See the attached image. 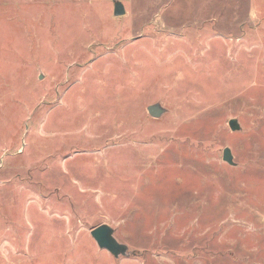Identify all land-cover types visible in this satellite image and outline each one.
Listing matches in <instances>:
<instances>
[{
  "label": "rangeland",
  "instance_id": "1",
  "mask_svg": "<svg viewBox=\"0 0 264 264\" xmlns=\"http://www.w3.org/2000/svg\"><path fill=\"white\" fill-rule=\"evenodd\" d=\"M0 264H264V0H0Z\"/></svg>",
  "mask_w": 264,
  "mask_h": 264
},
{
  "label": "water",
  "instance_id": "2",
  "mask_svg": "<svg viewBox=\"0 0 264 264\" xmlns=\"http://www.w3.org/2000/svg\"><path fill=\"white\" fill-rule=\"evenodd\" d=\"M113 14L116 17L125 14L124 6L119 1L113 2ZM146 111L151 118L159 119L166 113V109L160 103H154L147 106ZM231 131L236 132L240 126L236 119H231L228 122ZM222 160L227 164L234 166L233 156L229 148H224L222 151ZM90 235L95 241L99 249L107 251L114 258L121 256H129L128 246L120 243L114 237V230L107 224H101L90 231Z\"/></svg>",
  "mask_w": 264,
  "mask_h": 264
}]
</instances>
